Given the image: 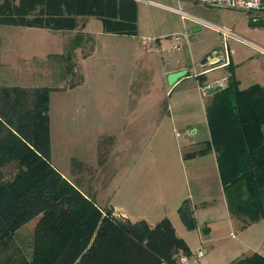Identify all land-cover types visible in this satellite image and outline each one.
Instances as JSON below:
<instances>
[{"label": "trees", "instance_id": "obj_1", "mask_svg": "<svg viewBox=\"0 0 264 264\" xmlns=\"http://www.w3.org/2000/svg\"><path fill=\"white\" fill-rule=\"evenodd\" d=\"M136 8L133 0L0 1V24L75 32L64 52L47 60L58 65L63 83L0 88V164L19 162L12 179L0 182V241L30 233L32 257L23 254V264H177L181 256L193 255L169 219L151 227L104 214L83 188L85 178L104 172L103 145L113 140H101L97 168L73 158V180L51 163L50 96L83 84L79 55L94 51L95 37L84 31L82 19L100 20L105 33L137 35ZM227 72L226 87L206 98L211 141L188 157L216 153L234 229L240 231L264 219V88H241L232 63ZM178 213L188 230L198 228L189 199ZM231 264H264V256L254 253Z\"/></svg>", "mask_w": 264, "mask_h": 264}, {"label": "crops", "instance_id": "obj_2", "mask_svg": "<svg viewBox=\"0 0 264 264\" xmlns=\"http://www.w3.org/2000/svg\"><path fill=\"white\" fill-rule=\"evenodd\" d=\"M177 5L178 7L173 8L183 11L185 16L165 9L180 16L178 31L175 34H187V41L183 43L180 51L175 53L162 51L164 45L161 41L158 43L160 50L152 45L145 47L143 45L145 38H142L140 45L138 33L131 36L104 32L102 38L95 37L94 51L89 56L82 58L79 55L84 76L83 84L53 92L50 96L51 163L64 177L73 180L71 175L73 158H78L94 168L99 166V162H94L86 155L71 153L75 152L77 145L91 149L94 143H100L103 138H108L113 140L111 154L113 150H119L121 145L133 146L135 139L125 141L124 135L147 136L152 132H160L162 133L160 147L165 148L166 131L169 132L171 128L174 131L181 129L184 134L181 141L183 151L180 154L182 177L172 173L169 161H159L163 166L157 169L153 166L155 161L144 160L138 161L137 165L123 173L119 185L114 191L111 190V197L104 206L98 204V197L103 191L101 185L104 179L103 170L99 169L95 176L85 178L83 188L91 192L100 208L110 207L117 216L131 222L144 220L151 227L167 218L173 224L176 233L177 224L182 227L178 221V209L184 200L189 199L195 207L196 218L199 214L203 225L209 230L206 235L203 227L200 230L202 245L206 244L213 254L222 250L220 258L216 257L214 261L231 264L241 257L254 253L264 256V219L244 230L234 229L216 153L212 151L207 155L188 157L205 149L211 141L206 111V98L209 96L202 92L199 77L204 78L205 84L214 85L216 82H222L223 89L227 84L228 65L216 68H213L211 63L206 67L202 65L208 52L217 47L221 48L228 64L234 65L241 88L256 84L264 88V13L253 16L242 14L244 27L239 29L238 24L231 23L234 28L229 30L235 36L228 37L224 43L222 30H225L227 23L225 13L243 12L219 10L187 1L178 2ZM2 26L11 27L0 24V27ZM38 29H41L38 33L58 35L56 45L32 48L29 52L27 31L0 30V88H27V85L33 87V83L28 80L33 81L36 72L41 75L39 78L44 82L39 87L50 86L51 74L41 73L43 68L38 71L35 68L28 76L27 62L32 60L45 62L52 55L62 54L67 38L61 31L43 32L45 28ZM208 31L214 33L217 38L207 43L190 44L189 34L192 33L195 37L204 36ZM229 40L233 45L244 47L243 55H238L237 49H232ZM220 59L221 57L215 54L210 62ZM20 63L25 64V69L18 66ZM141 64L143 71L152 68L157 70V77L166 94L170 93V98L176 95L167 109L158 108L160 99L154 101L146 97L149 102H155V110L151 114H141L139 103L144 97L133 93L135 84L139 81L136 72L140 70ZM181 70H188V74L169 87L168 75ZM127 71H131V74L124 79ZM188 88L190 92L191 90L194 92L198 105L196 110H199L205 121L204 125L194 131L193 123L188 121L189 118H194L191 105L193 96L186 91ZM261 133L264 136V124L261 126ZM150 145L151 140H148L143 148L146 150ZM207 157L211 158L206 159ZM67 160L68 171L60 169L61 165L65 167ZM140 163L142 165H139ZM209 174L215 178L219 190L215 196L207 190L208 185L204 182V177ZM191 178L199 183V190L193 191ZM181 238L188 241L186 236ZM213 260L209 257L200 264H211Z\"/></svg>", "mask_w": 264, "mask_h": 264}, {"label": "rangeland", "instance_id": "obj_3", "mask_svg": "<svg viewBox=\"0 0 264 264\" xmlns=\"http://www.w3.org/2000/svg\"><path fill=\"white\" fill-rule=\"evenodd\" d=\"M1 1V0H0ZM168 6L171 7H178L177 1L175 0H158ZM137 3L136 8V24H137V31H138V40L140 45H142V38H145L147 42L152 43L151 40L153 38H158L162 40L163 45H167L166 38L170 35H174L176 31H178V24L180 22V16L170 10H167L165 8H162L157 5H149L146 3ZM219 10H225V9H219ZM235 11V10H232ZM241 12V11H239ZM243 13H235V12H226L225 18L227 20V23H225V30H229V28H234V26L231 25V23L238 24L239 29H242L244 27V17ZM224 14V13H223ZM246 14V13H245ZM82 23H85L86 26L84 28V31L87 33H91L94 37L97 39L102 38L104 35L103 31V24L100 20L95 18H88V19H82ZM228 28V29H226ZM0 30H16V31H27V42L28 46H30L29 52L32 48L39 49L40 47H45V45L55 46L56 39L58 35L53 34L49 35V33H38L41 29L38 28H25V27H9V26H2L0 27ZM51 32L48 31V29H44L43 32ZM238 31V30H237ZM240 31V30H239ZM52 34V33H51ZM70 34H75V32L71 33H65V37L69 38ZM224 36V35H223ZM71 37V36H70ZM215 38H217L216 35L212 32H207L204 36H193L192 33L188 35V40L190 44L194 43H207L209 41H213ZM227 39V38H226ZM229 43L231 44L232 49H237L238 55H243L244 53V47L240 45H233L232 41L229 40ZM144 45V44H143ZM29 48V47H28ZM143 49V48H142ZM144 50V49H143ZM41 51V50H39ZM165 54H163L164 56ZM157 57V56H155ZM18 66H22V69H25V64H19ZM17 66V67H18ZM57 64L55 61H45L40 62L39 60H32L31 62H27V74H29L34 71L40 70V68H43L44 70H41V73L45 72L48 74H51V83L54 85H59L60 83H63L61 81V72L57 70ZM141 67V68H140ZM140 70L136 73L139 75L138 79L139 81L135 84L133 93L136 95H139L143 98L142 102L139 103V108L142 113H153L155 110V102L151 103L147 100L146 97L152 99L155 101V99H160V103H158V108H162L163 110L167 109L169 104L172 102V99L176 97V95H172V98L169 97L170 93L167 95L166 91L161 84V81H159V78L157 77V70L155 69H148L147 71H143L142 64L140 66ZM32 70V71H31ZM217 73V72H216ZM214 73V74H216ZM131 74V71H127L125 75L123 76L124 79ZM39 73L36 72L32 79H29L28 82L33 83V87L30 85H27V88H38L40 85H42L44 82H42L43 79L40 80ZM50 76V75H49ZM124 84L126 83V80L123 81ZM168 82V81H167ZM49 83V82H48ZM66 82H64L65 84ZM35 85V86H34ZM66 85V84H65ZM169 85V83H168ZM169 87H171L169 85ZM197 87V86H196ZM23 88V87H19ZM124 88V87H123ZM125 89V88H124ZM189 91L188 94L192 95L193 102H192V111H194V118H189L188 121L192 124V128L196 130L197 128H200L201 125L205 124V121L203 119V115L200 114L199 110H196L197 100L194 98V92L189 90V88L186 90ZM114 94V93H113ZM117 94V92H116ZM196 100V102H195ZM125 112H123L124 114ZM202 113V112H201ZM179 131L171 130L168 132L166 131L165 136V148L160 147V142L162 138V133L160 132H152L145 135H124V140H130L135 139L133 146L130 145H121V148L118 150H113L110 154V150L113 147L110 145V143H104L105 151H107V155L105 158H107L105 170H104V179H102V188L103 191L98 197V204L101 206H104L109 198L111 197L110 192L111 190L114 191L116 186L119 185L121 176L123 173H125L126 170H129L131 167L137 165L138 161H155L156 163H153V166L157 169L159 167L163 166V163H159V161H169L170 162V168L172 169V173L178 174L182 177V165L180 163V154L182 153L181 148V141L184 138L183 130L178 129ZM10 131V130H9ZM179 133V134H178ZM4 134V133H2ZM1 134V135H2ZM4 137L7 141H11L10 134H5ZM139 139V140H136ZM148 140H151V145L149 148L145 150L144 145L145 143H148ZM1 142V139H0ZM101 143H94L93 147L91 149L87 147H82V145H77L75 148V154H81L86 155L89 157V159H92L94 162H99L100 159V152H101ZM138 147V148H137ZM108 149V150H107ZM74 154V155H75ZM211 158V157H210ZM207 157L206 159H210ZM1 163V160H0ZM139 165H142L140 163ZM19 166V162L10 160L4 163L3 166L0 164V179L2 181L0 182H6L12 179L14 176V173L17 170V167ZM168 166V165H167ZM154 168V169H155ZM60 169L68 171L69 169V161L67 160L65 162V167L61 165ZM210 168H208V171ZM190 170V169H189ZM106 179V180H105ZM204 182L208 185L207 190L212 194L216 195L219 190L217 189L215 178L211 177L209 174L204 177ZM191 187L193 191L199 190V183L194 180V178H191ZM104 210V214H106L107 211L112 212V216H117L113 209L110 207H103L101 208ZM199 214L197 216V223L198 228L195 230H188L182 221L180 220V217L178 218V221L180 222L177 224L178 230L177 235L179 237L186 236L187 242L190 246V249L193 253L198 252L202 248H207L208 253L198 261V264L200 262H204L205 259L211 257L213 260L214 258H220L222 250L220 249L218 252H215L214 254L211 252L208 247L205 245H202V239H200V230L203 227L205 229L206 227L203 225V222L200 220ZM124 219V218H122ZM204 234V233H203ZM206 235V234H205ZM30 233L24 232L20 234V240L11 239V238H5L0 241V264H23L24 262V255L28 258L32 257V238L30 237ZM24 254V255H23ZM209 261V260H208ZM192 262V260H191ZM211 264H220L217 260L212 261Z\"/></svg>", "mask_w": 264, "mask_h": 264}, {"label": "built area", "instance_id": "obj_4", "mask_svg": "<svg viewBox=\"0 0 264 264\" xmlns=\"http://www.w3.org/2000/svg\"><path fill=\"white\" fill-rule=\"evenodd\" d=\"M138 3H146L149 5H157L163 8H167L173 11L178 12L185 16V13L181 10L175 9L171 6H168L158 0H133ZM177 2L187 1L194 4H198L201 6H206L210 8L216 9H227V10H235L245 12L251 16L264 13V0H175ZM224 35V43L226 42V38L235 36L232 31L230 30H222ZM162 40L158 38H153L151 40L152 43L144 41V46L152 45V47L157 48L158 50V43ZM187 41V34L186 33H176L170 37L166 38L167 45L161 48L162 51H167L171 53H175L181 50L183 43ZM227 59V58H226ZM225 59V62L221 66L229 65L228 61ZM207 72V71H204ZM222 82H216L214 85L211 84H204L201 85V90L203 93H207L211 88L221 86ZM208 253L207 248H202L198 252L193 253L192 257L188 256H181L177 264H198V261L205 257ZM192 260V262H191ZM166 264V263H164Z\"/></svg>", "mask_w": 264, "mask_h": 264}, {"label": "water", "instance_id": "obj_5", "mask_svg": "<svg viewBox=\"0 0 264 264\" xmlns=\"http://www.w3.org/2000/svg\"><path fill=\"white\" fill-rule=\"evenodd\" d=\"M215 54H218L221 59L220 60H217L215 62H210L213 58H214V55ZM225 54L222 52L221 48L220 47H217L213 50H211L210 52H208L204 59H203V62H202V65L204 67H206L209 63H211V66L213 68H216L218 66H221L224 62H225ZM188 74V70H181V71H178V72H173L171 74L168 75L167 77V80H168V83L170 86H173L174 84H176L180 79H182L183 77H185L186 75ZM223 90V87L222 86H217V87H214V88H211L208 92H207V95L210 96V95H213L219 91Z\"/></svg>", "mask_w": 264, "mask_h": 264}]
</instances>
